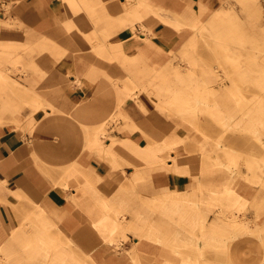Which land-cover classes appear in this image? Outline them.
I'll return each mask as SVG.
<instances>
[{
    "label": "crops",
    "instance_id": "obj_1",
    "mask_svg": "<svg viewBox=\"0 0 264 264\" xmlns=\"http://www.w3.org/2000/svg\"><path fill=\"white\" fill-rule=\"evenodd\" d=\"M223 1L0 0V47L22 46L27 73L32 67L44 73L40 79L28 74L21 84L0 68V264H180L158 241L142 239L136 229L142 220L126 214L142 211L136 148L166 147L174 135L164 134L165 126L144 125L136 104L114 85L127 81L128 90H142V76L130 70L170 61L188 41L192 22L206 21ZM31 90L33 104L42 107L18 112V99ZM119 105L123 119L115 123L110 119ZM7 115L12 119L2 121ZM172 155L180 161L150 171L153 190L175 203L161 210L194 221L185 196L194 190L192 175L201 172L185 153ZM216 193L209 189L206 199ZM118 220L133 233L124 230L110 241L109 226ZM201 221L208 229L219 226L217 219Z\"/></svg>",
    "mask_w": 264,
    "mask_h": 264
},
{
    "label": "rangeland",
    "instance_id": "obj_2",
    "mask_svg": "<svg viewBox=\"0 0 264 264\" xmlns=\"http://www.w3.org/2000/svg\"><path fill=\"white\" fill-rule=\"evenodd\" d=\"M219 8L231 12L233 24L210 18L211 13L204 21L207 27L200 29L192 26L188 41L172 54L170 61L165 62L161 69L153 66L147 68L142 63L141 71L138 68L130 70V75L142 76V85L148 83L160 90L158 99L161 107L156 106L154 111L144 107L142 101H148L149 98L145 96L143 88L132 87L128 90L131 83L127 81H119L114 85L117 92L136 104L138 116H142L144 125L160 129L165 126L168 129L163 133L174 135L173 144L194 145L174 149L167 145L157 147L149 142L145 147L136 148L142 155V211L126 214L134 221L142 220V227L137 230L144 228L155 231V236L140 234L142 239L158 241L179 259L180 264L183 261H191L192 264H264V0H224ZM195 21L192 25L197 24H193ZM6 27L10 28L11 24ZM211 30L217 32L212 35L209 32ZM35 53H29L31 59ZM228 53L235 57L227 58ZM94 54L107 59L98 52ZM192 54L197 58L199 67L203 68L199 69L201 77L198 82L185 81L188 78L185 72L190 73V69L195 67L190 59ZM27 58L22 46L14 49L0 47V68L21 84H25L23 80L28 74L36 75L38 79L44 76L42 71H34L33 67L27 73ZM109 60L119 63L120 58ZM178 66L185 70L183 77L173 73ZM160 70L165 71V78L159 74ZM229 73L230 78H226ZM223 78L226 80L218 83L217 80ZM194 83L211 84L216 89L214 92L196 93L189 88ZM180 89L184 90L182 98L176 97L180 93L176 90ZM34 96L36 93L32 91L18 99V112L25 106L34 111L41 108V103L38 106L33 104ZM178 99L198 104V108L189 110L175 107L174 102ZM38 101L41 102V99ZM241 101L249 107L246 115L237 108V103ZM119 108L120 105L116 106V113L110 121L117 123L123 119L117 113ZM7 116L2 121L13 117ZM108 125L109 122H105L103 128ZM17 126L20 127V124ZM99 134L106 135V131ZM143 134L146 136V133ZM182 134H188L189 137L176 136ZM146 138L150 139L148 136ZM124 148L133 152L129 146L124 145ZM172 151L185 153L190 167L201 172V175H192L195 177L191 185L194 190L185 196V206L190 207L188 211L193 214L194 221L182 219L180 213L174 210H161L175 203L170 200L171 196H161L153 190L150 171L158 165H166ZM242 155L248 157L253 173L246 166L239 168L238 162ZM178 159L179 156L171 160L180 161ZM112 166L118 167L115 164ZM258 176L262 179L261 183L256 179ZM209 189H215L217 193L206 199ZM244 196L246 199L250 196L251 201L244 200ZM256 197L260 204L259 200L255 201ZM231 214L239 223L220 227V232L216 234H206L202 221L199 222L217 219L219 224L221 218ZM121 222L124 221L118 220L117 226L111 228L119 231ZM126 229L120 230L121 233ZM202 229L205 230L202 232ZM126 232L133 233L131 230ZM136 235L139 236L138 233ZM161 235L169 236V241L178 242L164 243L159 237Z\"/></svg>",
    "mask_w": 264,
    "mask_h": 264
},
{
    "label": "bare ground",
    "instance_id": "obj_3",
    "mask_svg": "<svg viewBox=\"0 0 264 264\" xmlns=\"http://www.w3.org/2000/svg\"><path fill=\"white\" fill-rule=\"evenodd\" d=\"M210 18H212V19H215L216 18L217 20H221L224 23H227L228 22L229 24H233L232 14H231V12H228L226 10V8H218V9L214 10L212 12ZM195 23H197V24L196 25H192V26L199 27L200 29L202 27L203 28H206L207 25H208L206 22H199V21L197 22V21H195L193 24H195ZM209 32L213 35L217 31L211 30ZM142 34H144V33H142ZM226 57L227 58H233V57H235V55L232 56V55H230L228 53V54H226ZM190 59L193 62L192 65L195 66L192 69H190V71H189L190 73H186L185 70L181 69V66H178L177 68H175L174 71H173V73L176 74V75H178V76H180V77H183L184 76V72H185V75H188L187 76L188 78H185V81L198 82L199 79H200V77H201V74H200L201 71L199 69H203V68L199 67L198 60H197V58L195 57L194 54H192V58H190ZM162 67H163V65L160 66V67L158 66L155 69H161ZM159 74L162 77H164V78L166 77V73H165L164 70H160L159 71ZM226 78H230V73L228 75L226 74ZM226 78H223L222 80H219L218 79L217 81L219 83V81H224V80H226ZM142 88H143V90H144V92L146 94L145 96H147L149 98L148 101H144V100L142 101V104L144 105V107H146V108H148V109H150L152 111H154L153 108H155L156 106H160L161 107L160 100L158 99V95L160 94V90L152 88V86L148 85V83L143 84L142 85ZM189 88H191V90L194 91V92H196V93H198V92H214V90L216 89V86H212L211 84L206 85L205 83H201V84L194 83L192 85V87H189ZM230 89H229V91H230ZM168 91H169V89H168ZM176 91L177 92H180L178 94V96H176V97L182 98V94H183L182 91H184V90H181L180 89V90H176ZM237 105H239V106H237V108H239L241 114L246 115V109L249 108V107L246 104H244V102H242V101L241 102H238ZM174 106L175 107H182L184 109H189V110H193V109H197L198 108V104H193V103H190V102H187V101H182L181 99L176 100L174 102ZM172 144L173 143H168L167 146L169 148H172V146H170ZM170 153H172V152H170ZM170 153H169L170 160L171 159H174V156L171 155ZM170 160H168V161H170ZM238 165L240 166L239 168H243L245 166L248 167V169L251 170L252 173H253V170H252L253 167L250 165V162H249V159H248L247 156L242 155L241 159L238 162ZM256 179L260 183L262 182V179L259 176L256 177ZM244 200H246V201L249 202V201H251V198H250V196H248V199H246V197H245ZM257 200H259L258 197H256L255 201L257 202ZM259 204H260V200H259ZM221 219H222V221L219 224H217V225H220V226H214V227H210L208 229V228H206L203 225L202 228L205 227L206 230L205 229H202V232L205 230L206 233L216 234V233L220 232V227H225L226 228L229 225L236 226V224L238 222V221H236V218H234V216L232 214L231 215H226L224 218H221ZM120 226H121L120 227V230H123L125 228H128V227H126L127 225L124 222L123 223L121 222L120 223ZM109 230H110V233L111 234H110V236H108V240H110V241H113L114 239H116L117 234L121 233L120 230L117 231L115 229H112L111 226H109ZM137 231H140L141 234H142V236H153V235L155 236V231L152 230V229L149 230V229H144L143 228V229H140V230L138 229Z\"/></svg>",
    "mask_w": 264,
    "mask_h": 264
}]
</instances>
